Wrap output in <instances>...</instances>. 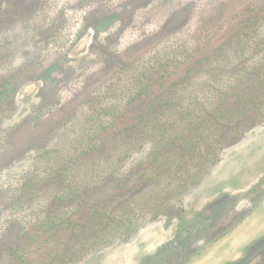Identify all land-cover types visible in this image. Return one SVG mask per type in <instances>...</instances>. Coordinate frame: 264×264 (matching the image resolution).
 <instances>
[{
	"label": "rangeland",
	"instance_id": "1",
	"mask_svg": "<svg viewBox=\"0 0 264 264\" xmlns=\"http://www.w3.org/2000/svg\"><path fill=\"white\" fill-rule=\"evenodd\" d=\"M0 92V264H264V0H0Z\"/></svg>",
	"mask_w": 264,
	"mask_h": 264
},
{
	"label": "crops",
	"instance_id": "2",
	"mask_svg": "<svg viewBox=\"0 0 264 264\" xmlns=\"http://www.w3.org/2000/svg\"><path fill=\"white\" fill-rule=\"evenodd\" d=\"M241 245H242V244H241ZM209 251H211L210 247L208 248V250H207V252L205 253V255H206V254H209ZM239 252H240V251H239ZM239 252H238V250H235V251H234V255L230 258V260H231V259H235V258H237ZM205 255H204V256H205Z\"/></svg>",
	"mask_w": 264,
	"mask_h": 264
},
{
	"label": "trees",
	"instance_id": "3",
	"mask_svg": "<svg viewBox=\"0 0 264 264\" xmlns=\"http://www.w3.org/2000/svg\"><path fill=\"white\" fill-rule=\"evenodd\" d=\"M130 92H131V91H130ZM0 94H2V93L0 92ZM4 95H6V97L10 96V92H9V93H8V92H7V93L5 92ZM112 128H114V127H112ZM111 174H112V172H111Z\"/></svg>",
	"mask_w": 264,
	"mask_h": 264
}]
</instances>
